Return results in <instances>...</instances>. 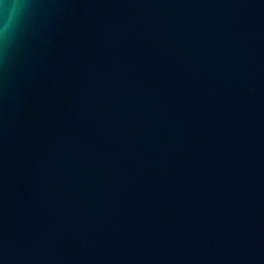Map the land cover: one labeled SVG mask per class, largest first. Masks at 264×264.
<instances>
[{
  "label": "water",
  "instance_id": "water-1",
  "mask_svg": "<svg viewBox=\"0 0 264 264\" xmlns=\"http://www.w3.org/2000/svg\"><path fill=\"white\" fill-rule=\"evenodd\" d=\"M0 264H264V0H0Z\"/></svg>",
  "mask_w": 264,
  "mask_h": 264
}]
</instances>
